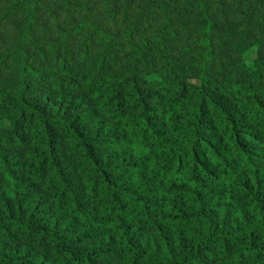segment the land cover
<instances>
[{
	"label": "trees",
	"instance_id": "1",
	"mask_svg": "<svg viewBox=\"0 0 264 264\" xmlns=\"http://www.w3.org/2000/svg\"><path fill=\"white\" fill-rule=\"evenodd\" d=\"M34 1L27 8L33 0H0L3 23L20 11L17 53L6 59L17 68L16 84L0 82L9 117L0 131V166L16 164L12 156L25 153L30 113L39 111L43 128L42 136L33 138L41 139L35 153H28L31 181L26 178L27 187L11 196L0 194V229L6 237L17 230L27 232L46 250L38 254L0 244V264H264L263 94L252 87L244 115L237 106L239 90L214 89L208 83L206 61L229 49L221 43L212 5L194 0L205 25L202 39L195 34L194 41L206 49H192L185 58L172 44L185 41L189 46V22L180 21L183 9L169 0ZM32 11L51 42L63 34L69 49L78 42L88 58L102 48L101 66L115 67L122 52L130 54L127 37L138 38L137 44L144 39L155 54L171 46L173 60L162 62L159 69L147 57H136L132 75L143 74L144 83L113 68L118 77L101 82L96 100L44 107L39 104L42 86L29 78L31 48L37 44ZM69 17L75 18L72 29ZM52 19L56 24L47 28ZM192 57L202 64L199 76L186 73ZM161 94H173L171 102ZM89 105L95 111L88 112ZM61 111L77 116L64 120ZM57 118L80 145L83 170L90 176L85 184L58 156L61 137L52 126ZM107 143L120 154L102 155L98 146ZM36 182L55 187L57 202L64 201L53 220H36L44 218L45 204L42 192L37 203L30 198Z\"/></svg>",
	"mask_w": 264,
	"mask_h": 264
},
{
	"label": "rangeland",
	"instance_id": "2",
	"mask_svg": "<svg viewBox=\"0 0 264 264\" xmlns=\"http://www.w3.org/2000/svg\"><path fill=\"white\" fill-rule=\"evenodd\" d=\"M170 5L174 4L176 8L180 7L183 10L181 16H179L181 22H189L188 30L190 38L189 46L184 42L181 45L175 43L172 47L175 50H182L185 53L184 57L187 58L188 52L194 49V53L198 44L194 41L195 34L203 37V30L205 25L203 24L202 10L199 7L195 8L194 0H169ZM213 7V10L218 14L216 15L220 27L216 26V29H221L220 39L221 43L228 44V48L221 49L217 56H210V59L206 61V76L208 83L214 89L228 90L226 87L235 88L237 96L241 100L238 102V109L245 115L246 102L250 101V90L255 86L263 94L264 99V0H207ZM220 11L214 7L216 2ZM32 2V1H31ZM29 2L25 7L31 8L35 4ZM214 2V3H213ZM7 12V10H6ZM9 15L7 23H3L4 13L3 7H0V82L3 86L11 87V84H16L14 80L16 74V67H11L10 63L6 59H14L17 50V37L19 27L16 26V22L20 11L15 10ZM31 17H34L37 22L34 33L36 36V43L31 48L33 60L31 61V73L29 78H32L35 86H42L43 100L39 103L44 107L54 106L56 103L77 104L79 99L89 103V100L97 99L94 96L99 92V87L102 81L106 83L114 82L118 76L114 72H123L128 74V78L134 81L136 78L138 82L144 83L143 74H134L132 64L137 63L136 57H147L152 60V67L159 68L162 62L172 61L173 56L169 52H174V48L171 46L167 49H162L157 54L150 51L151 45H147L144 39L139 40L136 43L135 37L126 39V47L130 52H122L118 57L115 67L110 64L101 66L102 48L93 52V56L88 58L82 47L78 45V42L72 46L71 49L64 42L63 34L59 35L51 42L43 32H40L42 27L41 20L38 19L35 11L30 13ZM74 17H69L68 28H73ZM56 24V20L47 25V28H52ZM21 29V28H20ZM5 30V31H4ZM28 35V42H30V35ZM181 36V35H180ZM182 37V36H181ZM162 41H167L168 38L164 36L159 37ZM183 38V37H182ZM185 38V39H187ZM184 39V38H183ZM27 42V45H28ZM198 47V51L206 49V45ZM74 54V55H73ZM123 57V58H122ZM88 58L90 61H87ZM122 58V59H121ZM121 59V60H120ZM197 61L192 57L188 62L186 68L187 75L199 76L202 73V64L198 65ZM195 66L197 69H194ZM151 67V68H152ZM114 68V69H113ZM197 70V71H196ZM167 76L164 71L161 70V74ZM12 82V83H11ZM94 83V84H92ZM1 89V87H0ZM88 90L91 93L85 95ZM234 90V89H233ZM164 96L167 103L171 102L173 94H161ZM83 96H86L83 100ZM100 97V96H99ZM63 98V99H61ZM5 99L0 94V131L4 130L3 124L9 120L8 113L4 105ZM70 102V103H69ZM64 105V106H65ZM66 107V106H65ZM70 106H67L69 109ZM95 105H89L88 112L90 110L95 111ZM86 110H83L85 112ZM52 109L47 111V115L51 114ZM64 120H69L70 116H77L69 114L68 112L61 111ZM55 114V112L53 113ZM60 116V115H59ZM30 117H33L32 122L27 126L29 137V144L23 147L25 153L21 157L13 155L16 164H10L9 166H0V194L6 193V196H11L16 190L22 191L27 187L26 178L28 182L31 181L27 174L31 172L29 166L32 159L28 158V153H35V148L41 139L33 141V138L40 137L43 134V128L40 123L39 111L30 113ZM258 128V122L251 120ZM52 125L56 129H59V136L61 137L58 142L59 154L64 168L80 178L82 184H85L87 179L90 178L83 170V163L81 161L82 153L80 151V145L74 138V133H70V130L64 121L60 118ZM251 124V123H250ZM92 123H89L85 131V135L90 133ZM252 126V124H251ZM87 132V133H86ZM71 134V135H70ZM264 141V136L262 137ZM107 145L98 146L102 150V155L112 154L116 157L120 154V149L107 143ZM264 144V143H262ZM1 164V162H0ZM264 172V163L260 164ZM95 175L96 172L91 173ZM36 190H32L30 198L34 203L40 200V192L44 195V207L41 209L44 218L36 219L41 222L42 220H53L57 215L59 208H61L64 201H58L57 194H55L56 188L43 182H36ZM29 198V197H28ZM1 201V198H0ZM12 237H6L4 230L0 229V244L4 245L7 249H16L18 247H24L30 249L38 254H43L46 250L45 244L38 241V239H31L27 232L15 231ZM36 236V234H34ZM37 237V236H36ZM38 238V237H37ZM59 258L55 256L53 261ZM209 261L214 259L209 257ZM188 264V263H185Z\"/></svg>",
	"mask_w": 264,
	"mask_h": 264
}]
</instances>
